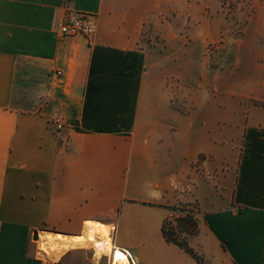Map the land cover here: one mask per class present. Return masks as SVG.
I'll use <instances>...</instances> for the list:
<instances>
[{"label": "crops", "instance_id": "0c3cea01", "mask_svg": "<svg viewBox=\"0 0 264 264\" xmlns=\"http://www.w3.org/2000/svg\"><path fill=\"white\" fill-rule=\"evenodd\" d=\"M223 8L221 0H0V264L91 261L74 242L92 222L135 264H198L161 234L168 207L181 202L197 203L189 244L212 264H264V0L236 9L246 20L234 39ZM69 11L93 14L95 34L59 37ZM145 27L156 42H144ZM220 32L237 50L231 97L243 114L233 116L241 143L225 170L220 106L199 90L182 111L167 83L186 75L193 44ZM54 117L70 125L66 144ZM42 245L60 251L49 256Z\"/></svg>", "mask_w": 264, "mask_h": 264}, {"label": "rangeland", "instance_id": "374dc122", "mask_svg": "<svg viewBox=\"0 0 264 264\" xmlns=\"http://www.w3.org/2000/svg\"><path fill=\"white\" fill-rule=\"evenodd\" d=\"M248 4L249 0H221V5L224 7L223 12L225 14L226 21H228V23H234L230 32V35L233 36V39L241 37L243 26L242 22L246 20V16L242 19V22L236 20V9L247 10ZM142 35L145 43L151 44L152 41L156 42L158 39L157 34H152L150 27H145L143 29ZM198 35H200L198 32L192 34V36ZM228 44L229 43L227 42V37H225L224 39L222 32L219 33L218 41L206 42L203 47L198 44H193L190 54V62L186 64L183 69L186 72V75L174 76L170 78L169 81H167L173 93L172 104L176 106L179 105L182 111H188L191 103L195 100V97H193L195 93L203 94L199 93V90H201V92H208L209 96L211 94L212 97L209 98V104H216L222 109V116L224 121L221 125H219L218 136L222 141V145L220 144V147H223L224 170L227 168V165L234 159L233 154H235V151H237V149L235 148L236 145L238 144V142L241 143V131L236 127L237 124L233 123V121L235 120L233 119V116L240 115L241 119H243V114L237 112L238 107L236 106L235 99L231 97V91L234 83L236 82V77L229 73L233 67L231 59L232 51L235 53L237 52V50H232L230 46H227ZM178 68L179 66L176 68V70H178ZM203 98L204 97H201L200 99ZM196 99H199L198 95ZM214 116L215 109H212L208 112V117L210 118ZM215 132L216 130L214 129L213 138L215 136ZM201 137V135L195 132L192 133V140L194 141H199ZM202 138H204V136ZM202 157L203 156L198 157L199 159H197L198 161L196 165L201 161ZM193 166H195V164H193ZM190 187L195 189L196 182L192 180L190 182ZM174 207L176 208L170 209L171 215L167 217L173 223H175V218L178 216H184L188 213H192L194 216L196 215L195 210L197 208V203L195 202H181ZM197 233L198 230L193 235H187L184 231H177V236L179 239L186 238L189 242V240L193 239L197 235ZM108 236L110 237V248L102 254L99 253L95 255V250L92 248V245L87 244V246L89 247L87 256L91 258V261L81 264H111L112 236H110L109 233ZM48 246L54 249V251L46 249L48 250L49 256L52 255V253H56V251H58V249H55V245ZM196 251L202 257V261L204 262V264H212L209 259L205 258L203 254L200 253L199 250ZM171 257L173 256L169 255L162 258L163 260L168 261V258Z\"/></svg>", "mask_w": 264, "mask_h": 264}, {"label": "built area", "instance_id": "2783aa9c", "mask_svg": "<svg viewBox=\"0 0 264 264\" xmlns=\"http://www.w3.org/2000/svg\"><path fill=\"white\" fill-rule=\"evenodd\" d=\"M96 32V22L95 16L90 13L80 12V11H69L65 14L64 18L57 25V35L59 37L63 36H77L81 35L84 37H91ZM55 74L57 76L61 75L60 70H56ZM51 126L55 129L57 136L61 138V141L66 144L69 142L68 130L70 125L67 122L54 117L50 121ZM111 249V264H113L114 255L116 250L125 256L128 260V264H135L131 254L125 250L116 247L112 242Z\"/></svg>", "mask_w": 264, "mask_h": 264}, {"label": "trees", "instance_id": "16d2710c", "mask_svg": "<svg viewBox=\"0 0 264 264\" xmlns=\"http://www.w3.org/2000/svg\"><path fill=\"white\" fill-rule=\"evenodd\" d=\"M168 208L175 209L176 207L169 206ZM197 230V218L192 213L176 217L175 223L171 222L168 218H165L161 224V234L167 243H172L183 249V251L192 257L198 264H204L200 254L190 246L187 239H179L177 236V231H184L187 235H193Z\"/></svg>", "mask_w": 264, "mask_h": 264}, {"label": "bare ground", "instance_id": "6f19581e", "mask_svg": "<svg viewBox=\"0 0 264 264\" xmlns=\"http://www.w3.org/2000/svg\"><path fill=\"white\" fill-rule=\"evenodd\" d=\"M89 226H90V228L88 227L89 232H88L87 236L86 237L80 236V237L75 238L74 244H83L82 246L87 245V244H91L92 247H94L95 255H97L99 253L102 254L103 252L107 251L110 248V237L108 236V227H106L102 224L93 223V222L89 223ZM47 237L48 238H57V239L58 238L66 239V237L64 238L61 235L52 236V234H48ZM48 240H50V239H48ZM64 242L67 243L68 241H64ZM69 243H71V242H69ZM69 245L70 244H68V246ZM61 246H62V244H61ZM42 248L44 250L47 249L46 247H44V245H42ZM58 250L60 251V249H58ZM113 264H128V260L125 258V256L118 249L116 250V253L114 255Z\"/></svg>", "mask_w": 264, "mask_h": 264}, {"label": "water", "instance_id": "95a60500", "mask_svg": "<svg viewBox=\"0 0 264 264\" xmlns=\"http://www.w3.org/2000/svg\"><path fill=\"white\" fill-rule=\"evenodd\" d=\"M37 237H38V233L37 232H34L33 239H37Z\"/></svg>", "mask_w": 264, "mask_h": 264}]
</instances>
